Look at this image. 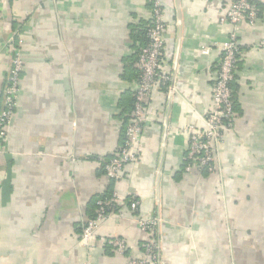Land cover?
Segmentation results:
<instances>
[{
  "label": "crops",
  "instance_id": "crops-1",
  "mask_svg": "<svg viewBox=\"0 0 264 264\" xmlns=\"http://www.w3.org/2000/svg\"><path fill=\"white\" fill-rule=\"evenodd\" d=\"M161 1L169 88L154 90L140 158L113 182L103 164L132 113L134 33L151 19L149 0H0V107L13 48L24 57L0 153V264H128L148 238L139 219L158 214L162 264H264V0L237 33L234 116L214 172L183 169L185 128L205 127L232 30L220 18L235 0ZM111 185L140 206L119 204L88 249L82 228ZM102 236L123 237L127 252Z\"/></svg>",
  "mask_w": 264,
  "mask_h": 264
},
{
  "label": "built area",
  "instance_id": "built-area-1",
  "mask_svg": "<svg viewBox=\"0 0 264 264\" xmlns=\"http://www.w3.org/2000/svg\"><path fill=\"white\" fill-rule=\"evenodd\" d=\"M152 16L147 27L148 42L140 49L135 62L138 75L133 83L134 104L125 130V142L119 151L105 164L106 174L112 179H119L125 165L134 163L140 158V140L146 127L152 123L148 113V101L154 90L164 86L169 88L171 75L164 68L168 24L165 18V8L161 0H151ZM259 11L257 0H235L231 7L220 18L221 23H229L232 30L228 40L221 46L222 54L216 69V78L212 86V108L204 116L205 127L189 125L185 128L188 136L185 150L184 170L191 171L201 167L214 172L215 164L220 152L227 125L234 116V100L231 82L238 62L239 41L237 38L241 23L246 21L251 26L256 24ZM264 44V42H263ZM24 70V57L20 49L13 48L9 74L0 107V153L5 150L8 127L12 122L19 105L21 75ZM126 200V201H125ZM122 201L116 191L111 197L97 201L96 216L88 219L81 234V241L88 249L97 245L98 230L103 221L109 218L116 206L123 202L132 211H137L140 200L132 195ZM160 214L139 219L142 230L148 233L147 240L142 244L143 256L132 257L128 264H162ZM101 242L111 246L117 253L124 254L128 250V243L123 237H101ZM85 264H91L87 261Z\"/></svg>",
  "mask_w": 264,
  "mask_h": 264
},
{
  "label": "trees",
  "instance_id": "trees-1",
  "mask_svg": "<svg viewBox=\"0 0 264 264\" xmlns=\"http://www.w3.org/2000/svg\"><path fill=\"white\" fill-rule=\"evenodd\" d=\"M149 2H150V4H151V7H152V5H153V3H152V1L151 0H149ZM259 2H257V7L259 8ZM259 10V9H258ZM149 22H150V20L148 21V23L145 25V27H144V29H141L140 30V32L137 30V31H135V33H134V36H136V37H138V36H140V39L142 40L143 39V46H145L146 44H147V42H148V39H147V27H148V25H149ZM143 46H141V48L143 47ZM140 48V49H141ZM139 52H140V50L138 51V54H137V58H138V55H139ZM137 58L135 59V61H134V64H135V62H136V60H137ZM134 69H135V71H136V76L138 75V71H137V68L135 67V65H134ZM231 88H232V90H233V81L231 82ZM233 100H234V102H235V94L233 93ZM133 104H134V99H133ZM127 120H129V119H127ZM127 124H128V122L126 123V127H127ZM126 127H125V130H126ZM125 135V134H124ZM124 142H125V136H124V141H123V143H122V145L124 144ZM122 147V146H121ZM119 151V150H118ZM117 151V152H118ZM116 152V153H117ZM112 157V156H111ZM111 157H108L106 160H105V162H104V164H103V171H104V173L106 174V171H105V164H106V162L111 158ZM107 175V174H106ZM111 180L113 181V182H116V179H112L111 178ZM113 182H112V185H113ZM110 186V188H109V192L107 193V194H104L103 196H101L99 199H104V198H107V197H111L112 195H113V193L115 192V190H113L112 191V188H113V186ZM98 199V200H99ZM97 200V201H98ZM97 201H96V205H95V207L97 208ZM118 207L119 206H116L114 209H113V211H116L117 209H118ZM96 216V211H95V213H94V215L90 218V219H92V218H94ZM82 230H83V228H82ZM105 247H109V248H111L112 250H114L111 246H109V245H107V244H105L104 245Z\"/></svg>",
  "mask_w": 264,
  "mask_h": 264
}]
</instances>
